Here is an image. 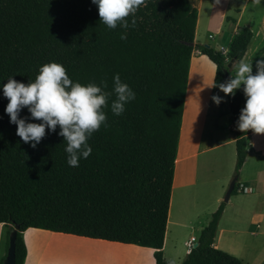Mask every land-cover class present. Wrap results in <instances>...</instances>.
I'll list each match as a JSON object with an SVG mask.
<instances>
[{"label": "trees", "instance_id": "trees-1", "mask_svg": "<svg viewBox=\"0 0 264 264\" xmlns=\"http://www.w3.org/2000/svg\"><path fill=\"white\" fill-rule=\"evenodd\" d=\"M145 5L127 18V29H109L91 0H0V264L14 226V264L24 260L21 232L27 227L146 246L152 249L153 264H169L160 248L191 49L196 46L213 63L218 85L235 75L232 64L241 59L251 30L239 26L223 54L193 43L196 9L188 0H145ZM50 62L62 64L73 82H106L105 91L113 92V77L119 74L134 91L135 99L119 116L111 111L114 92L109 98L107 120L94 132L105 143L103 157L91 153L80 158L78 167L69 166L59 127L46 130L35 148L16 135V125L4 111L3 84L10 77L32 82ZM225 101L236 177L249 147V131L237 128L245 104L241 88ZM20 117L40 122L31 119L27 108ZM132 127L154 147L134 144ZM236 186L235 178L230 194ZM222 207L220 202L210 213L201 243L189 248L179 264H243L213 246Z\"/></svg>", "mask_w": 264, "mask_h": 264}, {"label": "crops", "instance_id": "crops-1", "mask_svg": "<svg viewBox=\"0 0 264 264\" xmlns=\"http://www.w3.org/2000/svg\"><path fill=\"white\" fill-rule=\"evenodd\" d=\"M188 1L196 9L194 44L208 45L214 49L217 46L226 48L237 28L248 25L251 36L241 59L252 61L255 74L256 61L264 59V0L258 6L253 4V0ZM208 35L212 37L209 38ZM232 68L235 74L234 66ZM213 74V63L193 46L187 66L161 253L169 264H179L189 250L186 246L189 237L201 235L200 231L207 223L210 213L223 202L213 236V246L235 256L243 264H264V134L249 130V147L236 174V183L248 187L249 191L235 190L224 202L222 195L228 176H217L213 181L215 188L208 199L205 197L203 201L205 205L207 203L203 220L198 219L199 211L185 220H180L179 216L171 212L175 189L181 195L189 186H204L202 178L196 181L197 168H204L207 160H212V165L215 164L217 168L222 159L232 158V151L235 157L234 133L225 95L218 87H207L212 83ZM241 90L245 101L243 86ZM214 95L222 98L219 105L211 99ZM180 229L187 232L183 241L177 237ZM21 236L25 245L22 264H48L47 261L50 260L45 258L50 257L53 262L56 251L71 256L65 263L58 264L154 263L152 249L146 246L34 227L25 228ZM73 240L83 242L89 248L83 250L81 260L77 256L78 260L74 261V255L68 254L69 250H56L61 243ZM3 252L4 226L0 223V257ZM71 259L73 260L70 261Z\"/></svg>", "mask_w": 264, "mask_h": 264}, {"label": "clouds", "instance_id": "clouds-1", "mask_svg": "<svg viewBox=\"0 0 264 264\" xmlns=\"http://www.w3.org/2000/svg\"><path fill=\"white\" fill-rule=\"evenodd\" d=\"M91 2L97 7L100 21L109 29H115L118 25L127 29V18L134 17L138 8L145 5V0ZM253 4L258 6L261 0H253ZM131 26H136L135 19L131 21ZM121 39H126V36L121 35ZM233 66L234 76L217 85L214 75L207 87H218L225 96H233L243 86L246 100L238 117L237 128L242 133L251 130L264 134V59L256 61L255 74L252 61L241 59ZM106 88V82H103V86L73 82L62 64L50 62L39 68L32 82L22 83L12 77L7 79L2 89L3 96L8 100L4 111L9 116V122L16 125V135L32 148L45 137L46 130L55 132L59 127L58 135L67 145V163L71 167H78L80 158L87 159L92 152L88 145L89 138L107 120L104 109L108 107L113 92L116 98L111 101V111L117 116L124 112L126 103L135 99L134 91L121 81L119 74L113 77V92L105 91ZM211 99L217 105L222 102V98L216 95ZM24 108H27L32 120L40 122H28L26 118H21L20 112Z\"/></svg>", "mask_w": 264, "mask_h": 264}, {"label": "rangeland", "instance_id": "rangeland-1", "mask_svg": "<svg viewBox=\"0 0 264 264\" xmlns=\"http://www.w3.org/2000/svg\"><path fill=\"white\" fill-rule=\"evenodd\" d=\"M130 132H131L130 133L131 140L133 141L134 144L140 147H148V146L154 147V145L152 144V142H150V140L148 142V140H146L145 138L140 137L139 133L133 127L131 128ZM88 145L92 149V152H91L92 154L99 156L100 158L104 156L105 143L103 142V139L99 135L93 133L88 140ZM231 153H232V158H230L229 160L222 159V162H220L217 168H215L216 167L215 164L214 166L212 165L211 163L212 160H207L204 168L196 169V174H195L196 181L202 178L205 182L204 186L202 187L189 186L188 188H185L183 190V194L181 193V195L179 194L178 189H175L173 201L171 205V212L173 213V215L176 214L177 217L179 216L178 218L180 220H185V219L190 218L192 213L199 211L200 215L198 216V219L203 220L204 212L207 210V203L205 205L203 201L205 197L206 199H208L209 194L215 188L214 183H213L215 178H217V176H228L227 181H226V186H225V190H226L229 181L233 177V166H234L235 157H234L233 151ZM199 162L200 160L198 161V164ZM223 195H222V198H223ZM186 234L187 232H185L183 229H180V233L179 235H177V237L181 241H183L186 237ZM180 246L182 247V242ZM86 249H89V248L86 245L84 246L83 242L78 243L76 240H73V242L61 243L60 245H58L56 250H69L70 252L68 254L74 255L73 259L74 261H77L78 260L77 256H79L81 260L83 257L82 252L83 250H86ZM182 250H183V247H182ZM182 250L180 251L182 252ZM105 251H110V250H105ZM60 253L61 254H59L58 251L54 253L55 255L53 258L55 260L53 262L51 261L50 257L45 256L46 257L45 260L48 258L47 260L51 261V262L47 261L48 264H58V262L65 263L64 261L69 259L68 257H71V256H66L64 252L63 253L60 252ZM73 259H71L70 261H72Z\"/></svg>", "mask_w": 264, "mask_h": 264}, {"label": "water", "instance_id": "water-1", "mask_svg": "<svg viewBox=\"0 0 264 264\" xmlns=\"http://www.w3.org/2000/svg\"><path fill=\"white\" fill-rule=\"evenodd\" d=\"M207 46V45H206ZM235 176H233L231 178V180L229 181L228 183V186L224 192V195H223V198L222 200L225 202L227 201V198L230 194V191L232 189V186H233V183L235 181ZM16 229H17V226H14L10 231H9V234H8V238H7V247H6V250H5V254H4V257L2 259V262L1 264H14V261H13V246H14V238H15V233H16ZM202 239V236L200 235L198 240Z\"/></svg>", "mask_w": 264, "mask_h": 264}, {"label": "built area", "instance_id": "built-area-1", "mask_svg": "<svg viewBox=\"0 0 264 264\" xmlns=\"http://www.w3.org/2000/svg\"><path fill=\"white\" fill-rule=\"evenodd\" d=\"M208 37H212L211 35H208ZM215 50L220 51L221 53L225 54L226 53V48L222 47V46H217L215 48ZM236 191L238 192H245V191H249L248 187L243 186L242 184L238 183L236 186ZM200 235H196V236H191L189 237V239L187 240L186 246L187 248H191L193 246L198 245L199 243H201L202 239L198 240Z\"/></svg>", "mask_w": 264, "mask_h": 264}, {"label": "bare ground", "instance_id": "bare-ground-1", "mask_svg": "<svg viewBox=\"0 0 264 264\" xmlns=\"http://www.w3.org/2000/svg\"><path fill=\"white\" fill-rule=\"evenodd\" d=\"M79 243V242H78ZM83 245L85 246L86 244L83 243Z\"/></svg>", "mask_w": 264, "mask_h": 264}]
</instances>
